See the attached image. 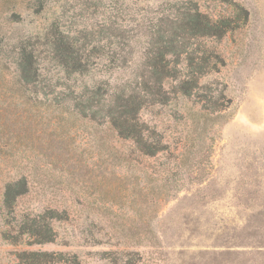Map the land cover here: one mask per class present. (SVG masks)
I'll use <instances>...</instances> for the list:
<instances>
[{
	"label": "rangeland",
	"instance_id": "374dc122",
	"mask_svg": "<svg viewBox=\"0 0 264 264\" xmlns=\"http://www.w3.org/2000/svg\"><path fill=\"white\" fill-rule=\"evenodd\" d=\"M233 2L245 23L192 39L218 56L198 88L183 95L167 80L169 101L139 110L161 139L154 157L130 154L131 140L82 118L71 101L68 111L57 105L65 84L118 75L98 60L89 75L66 78L61 34L143 25L181 5L234 16ZM23 48L37 66L27 82ZM18 179L27 192L8 210L4 188ZM50 208L60 213L53 240L30 243L19 226ZM31 251L52 254L47 264H264V0H0V264H24Z\"/></svg>",
	"mask_w": 264,
	"mask_h": 264
},
{
	"label": "trees",
	"instance_id": "16d2710c",
	"mask_svg": "<svg viewBox=\"0 0 264 264\" xmlns=\"http://www.w3.org/2000/svg\"><path fill=\"white\" fill-rule=\"evenodd\" d=\"M232 5L243 16L240 17L239 12L234 16L211 19L197 8L181 5L172 15L162 14L143 25L131 26L112 21L98 24L91 30L84 27L78 32L80 37L72 41L61 34L56 55L66 78L73 74L76 78L89 75L91 66L97 65L98 60L107 70L116 71L118 75L113 80L83 82L78 90L65 84L59 92L57 105L68 111V101H71V109L82 118L106 124L119 137L131 140L130 154L154 157L163 147L161 139L141 120L139 110L145 105H163L169 101L170 93L164 88L167 80L176 81L183 95H190L193 89L198 88L199 76L216 66L218 56L214 52L208 55L199 53L197 48H192V39L220 37L245 23L247 10L235 2ZM137 53L139 59H132ZM34 61L32 54L23 48L17 61L22 81L27 82L37 76ZM127 70L130 71L128 76L122 78ZM130 154L122 155L120 161L130 164L133 160ZM146 180L149 181L148 178ZM145 187L147 193L153 191L152 186ZM25 192L27 184L24 179L7 183L2 200L5 208L10 210L16 198ZM57 216L60 213L56 210L46 209L36 214L31 224L22 223L19 231L29 237L30 243L50 242L53 240L50 221ZM37 218H42L43 223H39ZM24 255L28 257L24 264H47L48 257L52 256L44 251H31ZM59 255L61 259L63 254ZM73 258L74 264H80Z\"/></svg>",
	"mask_w": 264,
	"mask_h": 264
}]
</instances>
